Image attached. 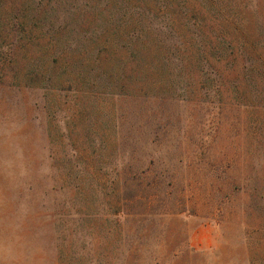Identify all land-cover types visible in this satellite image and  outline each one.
Returning a JSON list of instances; mask_svg holds the SVG:
<instances>
[{
  "label": "rangeland",
  "instance_id": "rangeland-1",
  "mask_svg": "<svg viewBox=\"0 0 264 264\" xmlns=\"http://www.w3.org/2000/svg\"><path fill=\"white\" fill-rule=\"evenodd\" d=\"M0 264H264V0H0Z\"/></svg>",
  "mask_w": 264,
  "mask_h": 264
}]
</instances>
